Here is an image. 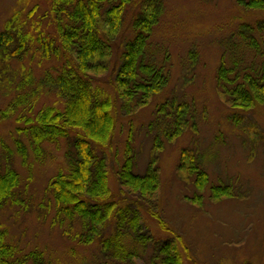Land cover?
Segmentation results:
<instances>
[{"label":"rangeland","instance_id":"1","mask_svg":"<svg viewBox=\"0 0 264 264\" xmlns=\"http://www.w3.org/2000/svg\"><path fill=\"white\" fill-rule=\"evenodd\" d=\"M142 1H138V7ZM52 3L53 0H0V33L14 12L38 9L24 26L29 40L25 66L11 61L7 80L0 85V151L5 147L13 155V165L22 180L16 192L24 201L23 206L0 209V225L9 230L10 241L22 251L40 249L52 264H101L109 258L102 250V239L81 245L71 240L77 228L65 235L60 226H52L55 204L46 197L45 189L57 171L67 166L74 140L70 137L58 144H44L39 161L29 136L18 132L25 126L17 121L20 110L9 117L1 114L14 97L6 96L4 89H9V81L14 83L24 68L41 78L46 71L56 75L63 64L55 55L50 59L43 56L40 40H54L55 46L60 47L50 17ZM134 8L131 6L124 15V27L112 44L109 71L94 76L93 82L115 101L117 124L113 141L104 150H94L107 159L116 208L121 209L130 200L137 201L129 209L130 219L135 216L133 209L141 208L143 242L138 240L136 244L141 254L136 264H160L158 249L166 243L180 250L183 264H264V104L241 112L235 120L218 84L223 57L229 79L235 78L236 73L241 77L252 74L264 64V11L244 9L236 0H165L164 15L149 41L148 60L170 71V83L149 106L127 111L114 91L113 80L123 47L132 38ZM242 26L250 27L249 34H244ZM0 68L7 73L2 63ZM52 99L42 100L27 116H35L45 101L51 103ZM174 102L186 106V124L181 137L169 142L160 129L164 117L157 111L167 106L169 112ZM156 138L162 146L156 164L159 190L152 196L131 195L119 184L117 174L129 148L134 172L145 173ZM18 142L27 150L31 171L19 157ZM184 151L209 176L203 191L196 188L195 175L187 170L179 172ZM222 184L231 187L234 196L214 200L211 188ZM154 215L163 220L168 231ZM112 231L108 226L103 238Z\"/></svg>","mask_w":264,"mask_h":264},{"label":"trees","instance_id":"2","mask_svg":"<svg viewBox=\"0 0 264 264\" xmlns=\"http://www.w3.org/2000/svg\"><path fill=\"white\" fill-rule=\"evenodd\" d=\"M138 1L53 0L50 17L60 47L58 49L55 46L54 40L51 43L44 41L43 37L40 40L43 44V56L50 59L55 55L63 64L57 69L56 75L52 71H46L41 78H36L33 70L24 68L14 83L9 81V89H4L7 90L4 92L6 96L13 94L14 97L1 114L9 117L20 110L17 121L25 123V126L19 128L18 132L29 136L34 151L40 156L39 161L44 153V144H58L60 140L70 137L74 140V151L67 158V166L57 171L45 189L46 197L55 204L56 214L52 226H60L65 235L72 234L77 228L78 231L71 240H76L81 245H89L102 239V250L106 258H109L101 264H110V261L112 264H136L141 255L136 246L138 240L142 241L141 208L133 209L135 216L131 219L129 212L132 211L129 209L137 201H124V207L116 208L107 159L94 150H104L111 144L117 120L113 97L95 87L93 77L109 71L112 44L121 33L124 15L131 6L135 7L130 26L132 38L123 47L121 62L114 68L113 80L114 91L124 102L123 108L131 111L149 106L151 100L168 87L171 78V73L165 66L148 60L149 41L164 15L165 0H143L139 7ZM236 2L247 10L264 11V0ZM33 11L14 12L4 31L0 33V63L7 70L6 73L0 68V85L7 80L5 76L12 69L9 64L11 61H20L25 66L23 59L28 51L29 40L23 31L27 20L36 12ZM23 16L25 22L22 21ZM242 29L244 34L251 31L249 26H242ZM249 36L252 40L253 37ZM228 70L223 57L218 71V84L232 110V118L238 120L241 112L264 104V64L252 74L241 77L236 73L232 79H229ZM50 98H53L52 102H43L35 116H27V113H33L38 103ZM176 104L177 102L173 103V109L169 112L167 106L157 108V113L164 117L160 120L161 132L169 142L181 137L186 124V106ZM154 143L153 154L145 173L134 172V157L129 148L117 174L119 184L126 187L131 195L152 196L159 190L160 174L156 164L157 154L162 146L159 138ZM17 147L23 164L31 171L33 165L30 166L27 162L26 148L20 142ZM12 156L8 148L3 147L0 151V209L24 204L16 192L22 180L13 165L15 161ZM5 163L8 165L3 167ZM179 165L180 173L187 170L196 176V188L203 191L209 176L201 165L187 151L183 152ZM230 188L223 184L213 186L211 196L214 200L233 197ZM154 216L160 226L168 231L163 220L158 215ZM108 226L113 231L103 238V232ZM157 257L160 264H183L182 253L172 243L161 245ZM0 264L52 262L40 249L27 253L22 251L10 241L9 230L0 225Z\"/></svg>","mask_w":264,"mask_h":264}]
</instances>
